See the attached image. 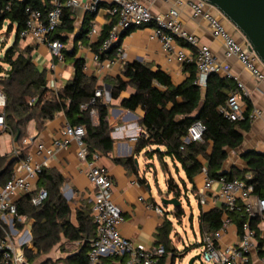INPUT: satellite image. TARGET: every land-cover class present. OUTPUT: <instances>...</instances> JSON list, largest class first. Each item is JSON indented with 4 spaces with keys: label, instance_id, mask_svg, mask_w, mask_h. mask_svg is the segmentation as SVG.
Instances as JSON below:
<instances>
[{
    "label": "trees",
    "instance_id": "1",
    "mask_svg": "<svg viewBox=\"0 0 264 264\" xmlns=\"http://www.w3.org/2000/svg\"><path fill=\"white\" fill-rule=\"evenodd\" d=\"M51 0H0V31L6 27L9 33L15 32L14 43L6 50L0 59V89L7 96L6 105V129L5 131L19 138L11 155L0 156V171L5 170L0 178V186L12 177L16 163L24 160L31 150L30 144L23 140L30 137L29 124L36 122V128L40 132L46 123L54 119L59 113L64 112L68 123L76 126L83 125L86 128L85 142L90 152L101 155L111 154L115 140L112 138L113 128L109 121L111 104L106 103L103 96L97 97L98 79L94 75L85 72L86 61L84 58H75L76 49L73 51L65 48L69 40L66 34L75 32L76 16L73 9L64 8L62 24L54 32L52 38L59 39L64 45L65 57L75 58V74L64 86L56 92L47 86V75L40 71L32 56L33 47L28 45L20 47L21 31L25 28L31 10L39 9L44 15L51 8ZM84 26L76 34V40L88 37L89 25L95 15L87 12ZM115 20L107 25L96 41L91 43L92 50L98 54L101 61L113 60L117 55V49L121 44L123 33L118 43L110 48L102 49L103 43L109 37ZM184 70L189 71V78L180 85H174L168 73L163 70H153L142 61H134L124 66L123 78L119 77L111 91V97L118 99L121 93L133 86L136 92L122 101V107L136 110L141 106L145 112L140 124L143 132L139 135L134 154L126 158H115L117 163L126 166L137 173L135 157L144 149L152 146L164 147L165 150L152 149L145 154L148 158L157 155L163 170L168 173L169 164L165 157H170L176 170L184 171L185 178H181V184L187 189L188 182L196 190V180L203 173V167L207 166L208 175L227 180L242 179L253 185V193L261 200L264 199V153L257 150L246 151L243 155L248 162V169L243 171H223L224 163L228 158L227 148H237L244 140L243 131L251 127L249 114L252 104L247 100L245 119L230 121L219 111V107L226 103L229 93L236 87V83L228 78L212 73L207 80L206 93L195 84L197 76L196 65L185 64ZM126 79V80H125ZM234 82V83H233ZM37 101L32 103V99ZM86 106V107H84ZM97 112V122H94L91 112ZM197 120H201L206 130L204 142L186 143L190 126ZM212 145L211 151L209 147ZM252 173L248 177V172ZM35 190L22 196L17 202L16 225L23 229L26 222L18 221L20 216L26 220L33 219L35 225L32 231V243L36 250L25 246L26 259L33 263L37 256L52 249L65 238L69 242L83 241L81 250L66 258L58 260L47 259L41 264H87L90 250V240L96 237L97 225L91 216L77 212L79 225L71 221L72 209L62 193L65 179L63 175L44 167L38 173ZM168 192L179 197L181 185L172 175L167 180ZM48 191V198L40 205L33 204V197L42 189ZM184 210L182 205L176 207V215L181 217ZM225 213L224 207H215L200 214L201 232H216L222 227V219ZM231 220L237 225L239 233L243 232V226L249 222L250 227L256 231L259 238V216L250 217L241 204L239 211L228 213ZM171 222H166L160 228L159 242L165 247L166 253L161 258V264L169 252L172 251L170 234ZM4 235L0 228V237ZM262 241L260 240V245ZM0 252V259H1ZM125 257L106 256L100 264H123ZM247 264H250L247 263Z\"/></svg>",
    "mask_w": 264,
    "mask_h": 264
},
{
    "label": "built area",
    "instance_id": "2",
    "mask_svg": "<svg viewBox=\"0 0 264 264\" xmlns=\"http://www.w3.org/2000/svg\"><path fill=\"white\" fill-rule=\"evenodd\" d=\"M105 0H51V8L47 15L39 10H31L25 28L21 31V38L31 37L38 44H45L50 48L52 56L59 61L65 59L64 45L59 39L52 36L62 24L64 8L75 9L83 5L90 14L96 15L101 3ZM113 6L109 10L110 14L116 17L109 37L103 43L102 49L110 48L114 43L120 41L123 33L135 27L152 26V37L157 38L163 47L168 61H177L181 64L196 65L197 76L195 84L205 85L208 77L212 73H225L229 78H233L230 72V65L216 57L210 46L200 44L198 38L188 32L179 20L178 6L185 4L193 10L195 17L204 18L210 27L213 36L222 40L227 57H236L243 66L264 85V65L260 63L257 55L250 51L248 43L241 41L233 30L227 26L223 15L213 6L204 0H178L177 7L171 8L165 14H154L151 10L155 0H112ZM99 35L96 22L92 19L89 36L95 39ZM175 40H182L185 45L178 47ZM192 48L196 49L194 53ZM127 57L122 44L117 49L115 59L124 61ZM115 60V61H116ZM96 75L102 77L110 70L113 60L101 61L98 54L95 56ZM55 67V63L52 65ZM86 69V66H85ZM56 92V91H55ZM251 92L246 85L237 81L236 88L228 96L225 104L219 107V111L230 121H241L245 119L246 100ZM96 96H103L101 88L96 90ZM37 101V97L32 99V103ZM6 105L7 96L0 89V130L6 129ZM86 107V106H84ZM94 122H97V112H91ZM260 112L253 109L249 114L250 120L259 117ZM205 124L201 120L195 121L188 130L185 138L186 143L204 142ZM65 140L56 139L51 146L44 142H35L28 137L23 140L25 144L31 145V150L27 157L16 163L12 177L5 185L0 186V228L4 235L0 237V252L2 254L0 264H32L25 256V246L32 241V236L27 230H20L16 225L15 215L17 214L16 202L24 195L34 190L38 173L44 167H49L50 161L57 151L66 149L71 142L77 145V156L88 164V178L94 189L92 215L97 225L96 237L90 240V250L87 264H100L103 257L118 256L125 257L124 264H161V258L166 253L163 245L157 247H146L137 244L125 237L120 232V225L124 221V216L120 207L113 201V182L108 171L97 164L100 157L98 153L90 152L89 146L85 142L86 128L83 125L73 126L69 123L63 129ZM139 136H133V141H138ZM15 155L18 151L14 150ZM205 184L198 192L199 202L204 205L210 197L215 205L225 208L222 219V227L216 232H202L201 258L203 264H247L250 262V252L255 246L256 231L250 227L249 222L243 226L240 242L237 245H225L222 248L217 246V239L220 237L231 218L228 213L239 211L241 204L244 205L248 216L254 217L264 214V199L256 203L245 201L253 194L254 187L246 180H227L225 177L214 179L209 177L207 166L203 167ZM215 183L220 184V188L214 191ZM209 192L212 194L209 196ZM48 198V191L42 188L32 199L34 205L42 204ZM156 210L163 213L161 206ZM18 221L25 222L26 218L20 216Z\"/></svg>",
    "mask_w": 264,
    "mask_h": 264
},
{
    "label": "crops",
    "instance_id": "3",
    "mask_svg": "<svg viewBox=\"0 0 264 264\" xmlns=\"http://www.w3.org/2000/svg\"><path fill=\"white\" fill-rule=\"evenodd\" d=\"M177 1L178 0H155L151 6V10L154 14H165L171 8L178 6ZM112 6V0L103 1L98 12L94 16L93 20L96 22L99 29V35L95 39H91L88 33V37L82 40H76V34L83 28L85 18L88 13L84 9L83 5L73 9L74 15L76 16V28L74 33L66 34L69 40L65 43V48L70 51L76 49L75 58L85 59V72L88 75H94L97 77L95 71L96 53L92 50L91 43L98 39L107 25L112 23L114 20L116 21V17L112 16L109 12ZM178 8L180 12L179 20L182 26L188 32L195 35L200 44L210 46L216 57L230 65V72L233 77L230 79H232L236 85L237 81H241L246 85L251 92V95L247 100H250L252 110L257 109L260 112L257 119L253 121L250 120V129L248 131H243V143L237 148L226 149L228 158L224 163L223 171L232 173V171L247 170L248 162L243 157L244 153L249 150H257L264 153V85L255 79V77L243 66L238 58L226 56L222 40L213 36L209 24L204 18L195 17L193 10L185 4L178 6ZM226 23L229 29L233 30L232 26L228 22ZM234 33L238 38H240L237 30H234ZM152 34L151 25L131 29L123 36L121 41V44L127 54L126 59L122 62L117 61L114 58L110 70H108L104 76L97 77V86L98 89L101 88L103 90L104 101L111 104L109 121L113 128L111 135L115 140L111 154L101 155L97 160V164L104 167L112 179L113 201L120 207L124 216V221L120 225L121 234L137 244H142L150 248L157 247L163 245L159 242L160 228L166 222H171L170 228L172 232L170 234V244L173 252L168 253L164 264H175V259L178 256L177 254L179 251L177 243L172 236L175 229L170 217L172 215H176V207L173 205H165L162 207V196L154 190L152 185L153 178L155 177L157 171V164L155 163L154 158H157L159 164H161L160 158L155 155L154 158L150 159L145 154L149 150L156 149L157 146L148 147L136 155L135 159H138L139 161V166L136 164L137 173L115 161V158H126L134 154L137 141H133L132 137L142 134L143 128L140 121L145 114L141 106H139L136 110H129L122 107V101L129 99L136 92V89L133 86H128L121 93L118 99H113L111 97V91L116 84L117 79L119 77L123 78L124 66L134 61H142L153 70H163L168 73L174 85L184 83L190 76L189 71L184 70V64L174 60L168 61L161 42L157 38L152 37ZM23 39L26 40V44L21 48L28 45L33 47L32 56L34 63L40 71L46 72L47 86L50 90L57 91L69 80L73 79L75 74V58L65 57L63 61H59L52 56L50 48L47 45L38 44L31 37ZM175 45L181 47L185 44L182 40H175ZM192 51L195 53L196 49L192 48ZM79 52H82L81 56H79ZM54 63L55 67L53 68L52 65ZM57 70H60L59 76L57 74ZM49 72L52 73L51 78L49 77ZM218 74L223 77H228L222 72ZM206 86L207 82L205 85L200 86L204 94L206 93ZM247 100L245 103H247ZM246 107L247 104L245 105V109ZM67 123L68 119L64 112L59 113L54 119L48 121L44 129L40 132L36 128V122L32 121L29 124L30 138H32L35 142H44L47 146H51L56 139L65 140L67 138L63 133V129ZM0 136H3L5 141V148L0 153V156H4L10 151L12 153L13 149L15 150L16 147V142L15 139L13 140V136L6 131L1 133ZM160 148L161 151L165 150L164 147ZM211 149L212 145H210L209 151H211ZM168 158L171 160L170 157ZM48 168L54 169L63 175L65 182L62 187V193L68 200L72 209L71 221L74 225L78 226V211L83 212L82 214L84 215L91 216L94 189L88 178L87 162L79 159L77 156L76 143L71 142L66 149L57 151L51 159ZM247 175L248 177H251L252 173L249 171ZM37 181L38 180L35 182L34 190L36 188ZM204 184L205 176L202 174L197 178V188L196 190L193 189V191L198 195V192L203 188ZM213 188L214 191L219 190L220 184L215 183ZM208 194L210 196L212 192H209ZM258 200H260V198L253 193L249 199L245 201L256 203ZM158 206L163 208V213L156 210V207ZM199 206L200 214L201 212L209 211L215 207H220L219 204L215 205L213 203L211 197L204 205L199 202ZM170 209L171 211H169ZM259 217L260 221L258 223V229L260 234L259 238L256 236L254 243L255 246L250 252V264H264V214L259 215ZM25 222V226L20 230H27L32 236L35 221L33 219H29ZM201 233L202 232L200 230V234ZM241 234L242 233H239L238 231L237 225L231 220V223L228 224L223 231H221L220 237L217 239V246L222 248L225 245H237L240 242ZM260 240L262 241L261 245ZM66 244L71 248L66 251L58 249L55 252L58 256L57 259H63L79 252L83 241H67ZM197 246L202 247L201 242L197 243ZM27 247L31 250H36L32 241ZM192 248L193 247H190V249L187 248L185 252L187 253L191 251ZM185 252L181 253V255L186 254Z\"/></svg>",
    "mask_w": 264,
    "mask_h": 264
},
{
    "label": "rangeland",
    "instance_id": "4",
    "mask_svg": "<svg viewBox=\"0 0 264 264\" xmlns=\"http://www.w3.org/2000/svg\"><path fill=\"white\" fill-rule=\"evenodd\" d=\"M14 41L15 32H7L6 27L2 31H0V59L3 58L6 50L14 43ZM25 44L26 40L21 38L20 47ZM81 54L82 52H79V56H81ZM59 73L60 70H57L58 76ZM49 77H52L51 72H49ZM4 132V130H0V134ZM4 148V137L0 136V153L4 150ZM6 155H11V151ZM154 161L157 164L156 175L152 181V185L155 191H157L161 196L165 195V197H171L174 195L173 193L168 192L167 180L170 174L181 185L182 191L181 195L178 198L181 201V205L184 212L181 218L176 215H172L170 217L175 229L172 236L174 237L173 239L177 243V248L179 251V253L177 254L178 256L175 259V264H190L191 259L197 256L203 250V246H197V243L201 242V234L199 227L200 206L198 201V195L196 192L193 191V185L191 183L188 182L187 189L181 184V178H185L184 171L180 169V172H178L168 157L165 158V161L169 164L170 169V172H168L167 174L164 172L161 164H159L158 159L154 158ZM161 205L162 207L165 206V204ZM169 211H171V209ZM66 243L67 241L65 240V238H62V241L56 244L52 249L48 250L47 252H43L39 256H37L35 262H33L32 264H41L47 259L60 261L62 258L57 259L58 256L55 254V252L58 249H61L62 251L70 249L71 247ZM190 247H193L192 250L186 253L185 251L187 250V248L190 249ZM184 252L186 254L181 255V253ZM194 264H201V261L196 260ZM204 264L214 263L205 262Z\"/></svg>",
    "mask_w": 264,
    "mask_h": 264
},
{
    "label": "water",
    "instance_id": "5",
    "mask_svg": "<svg viewBox=\"0 0 264 264\" xmlns=\"http://www.w3.org/2000/svg\"><path fill=\"white\" fill-rule=\"evenodd\" d=\"M209 5L213 6L218 12L223 15V18L228 22L233 31L237 30L241 41H246L250 51L254 52L260 63L264 65V0H204ZM19 135L15 137L17 141ZM156 150H161L158 146ZM139 166L138 159H135ZM5 170L0 171V178ZM150 187V184H149ZM161 202L165 205L180 206L181 201L177 196L165 197L162 196ZM196 260H200L201 252L193 257L190 264H194Z\"/></svg>",
    "mask_w": 264,
    "mask_h": 264
}]
</instances>
